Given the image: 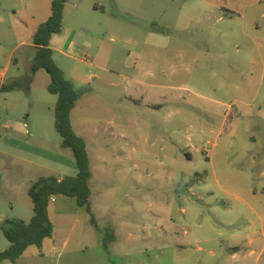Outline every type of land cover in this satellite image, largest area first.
<instances>
[{
  "label": "rangeland",
  "instance_id": "1",
  "mask_svg": "<svg viewBox=\"0 0 264 264\" xmlns=\"http://www.w3.org/2000/svg\"><path fill=\"white\" fill-rule=\"evenodd\" d=\"M67 3L56 39L64 43L73 33L75 41L90 46L91 62L128 77L131 85L136 55L153 54L158 82L171 89H156L151 99L134 90L121 94L141 100L137 110L152 124L143 132L149 139L136 145L133 159L118 151L124 144L118 139L88 141L94 169L91 214L69 199L59 211L66 221L55 220V250L15 264H229L234 252L242 258L251 250L255 257L261 254L253 264H264V0ZM23 8L22 0H0L5 20L0 25V124L31 114L30 125L53 147L62 143L50 110L57 95L47 89L51 78L45 70L34 79L27 69L36 51L32 33L22 26ZM149 40L166 48H152ZM53 59L69 79L77 67L103 74L71 55L55 53ZM13 84L18 90L8 94ZM94 90L118 104L103 82L96 81ZM75 117L76 122L86 119L84 113ZM103 118L100 113L94 121ZM0 163L5 164L1 158ZM7 187L0 179V189ZM4 193L0 253L10 246L2 226L15 218L29 222L34 215L23 187ZM13 195L18 199L10 212Z\"/></svg>",
  "mask_w": 264,
  "mask_h": 264
},
{
  "label": "crops",
  "instance_id": "2",
  "mask_svg": "<svg viewBox=\"0 0 264 264\" xmlns=\"http://www.w3.org/2000/svg\"><path fill=\"white\" fill-rule=\"evenodd\" d=\"M24 1L23 14L25 21L22 23V26L28 32L32 33V39L34 38L35 33L38 28L36 25H42L46 22L52 14V0H22ZM69 2V1H68ZM75 8H79L78 3L74 4ZM68 8V3L66 4L64 10V19ZM98 9V7H96ZM5 20L0 18V25H3ZM23 27H20L18 30H23ZM155 33H150L149 36L154 35ZM58 35V34H57ZM57 35H54L51 39L50 47L53 49V56L55 53H61L64 56H74L78 58L81 62H86L93 69L103 70V74L99 73H83V69L77 67L74 69L70 81H72L75 87L79 90H84V94L81 96L77 102L76 107L71 113V124L73 130L77 135L82 137L87 144V151L89 154L92 177L90 181L91 188V197H92V188L94 181V169L92 167L93 156L91 154V148L88 144V141L95 137L108 138L113 137L122 141L124 146L118 150L123 152L130 159H133L134 153L137 151V146L139 145L143 137L147 140L149 139L146 135L143 136V132H148L152 128V124L146 120L142 119L140 112L137 110L138 107H141V100L134 98H126L121 94H126L130 90H134L142 99L144 96H147L148 99L154 96V90L156 89H171L169 84H163L158 82L157 69L159 62L153 54L146 56L145 54H137L134 58V69L136 71L135 76L132 78L133 85L129 82L128 77H123L120 74H115L109 71L107 68L91 62L88 57H90V46L85 43H80L74 40V34L72 33L66 41L63 43L59 39H56ZM114 41V39H112ZM57 42L61 47H55L53 44ZM152 48H166V45L158 44V42L147 41L146 42ZM20 45H23L22 43ZM33 46V41L30 44ZM153 55V56H152ZM107 55L105 57V62H103L102 57H99L100 63H106L108 59ZM183 57L184 54H181ZM86 59V61H84ZM33 61V60H32ZM14 63V62H13ZM32 64V63H31ZM27 66V69L30 73V67ZM43 70V69H42ZM9 72V66L4 69V72L1 75L2 80L7 79V74ZM40 70L36 72L33 76L35 79L39 74ZM65 74V73H64ZM66 76V75H65ZM15 77H11L9 80L14 83ZM126 80L127 85L124 84ZM96 81L103 82L106 86L110 87L111 96L115 97V102H112L111 99H105L101 97L100 93L95 88ZM51 83V79L47 84V89ZM16 87V84H13L12 87ZM5 86L3 85V89ZM18 90V87L15 89L9 88L8 94H14ZM49 91V90H48ZM122 91V92H121ZM86 97V98H85ZM82 98L86 99V106L84 109H79L80 100ZM99 98V99H98ZM9 99H6L8 103ZM100 100L101 104L97 105L96 101ZM25 101H23L24 104ZM130 104V105H129ZM146 105L150 107V102H147ZM56 104L50 108L51 111H54L55 114ZM8 114L10 115V105L7 108ZM84 113L86 119L79 122L78 118L76 122L75 114ZM102 114L104 118L102 120L94 121V118L98 117V114ZM31 114H28L26 118H11L7 123L0 124V146H3L4 149H0V158L3 159L5 164L0 163V179L8 185L6 190L0 189V200L6 199V193L8 191L13 193L15 191L20 192L21 187L29 196V189L32 184L43 177H56L62 179L65 176L76 175L77 174V163L74 157V154L71 149L63 148L62 143L59 145L56 144L51 147L50 143L45 139L44 134L40 133L35 126L30 125ZM101 129V130H100ZM1 130L5 131L1 135ZM103 167L106 164V158H102ZM49 165L52 167L50 168ZM59 167L62 171L61 174L53 167ZM48 171L49 174L46 172ZM103 175H106V169L102 171ZM48 175V176H47ZM22 185V186H21ZM11 186L13 189H11ZM90 197V200H91ZM57 198H62V204H59ZM10 201V212H14L13 201L17 200V196L13 195L8 198ZM69 198L65 196H56L53 197L49 202V217L54 224V232L52 238H46L43 241L42 249L37 248L36 246L28 247L23 255L19 258H28L36 257L40 255H46L53 250H55V241H56V222L63 223L66 221V214L60 211V206L69 204ZM59 204V205H58ZM28 205V203H27ZM32 206V204H31ZM2 217L5 214H1ZM23 220L21 218H15ZM25 221V220H23ZM26 222V221H25ZM250 242L253 243L254 239L252 236L249 238ZM7 249V247L2 248V251ZM264 252V249L261 253ZM238 252H234L230 255L229 264H253V262L258 263L260 256H256L255 251L251 250L246 252L243 257ZM18 259V260H19ZM7 262V261H5ZM5 262L3 264H5ZM15 264V263H13Z\"/></svg>",
  "mask_w": 264,
  "mask_h": 264
},
{
  "label": "trees",
  "instance_id": "3",
  "mask_svg": "<svg viewBox=\"0 0 264 264\" xmlns=\"http://www.w3.org/2000/svg\"><path fill=\"white\" fill-rule=\"evenodd\" d=\"M68 1L52 0V14L38 28L33 38L36 54L29 70L34 75L43 69L51 78L48 90L57 95L55 128L62 138V147L71 149L74 154L77 174L65 176L62 179L43 177L32 184L29 197L34 215L29 222L13 219L7 221L9 226H2L10 246L0 253V264L5 261L16 263L28 247L36 246L42 249L43 241L46 238H52L54 224L49 217V202L53 197L65 196L75 200L79 207H85L91 214L92 171L87 144L76 134L71 124V113L85 91L77 89L74 83L66 78L64 71L55 63L53 49L50 47L52 37L62 32L64 10ZM15 88L17 86H11V89ZM92 222L94 223L93 218Z\"/></svg>",
  "mask_w": 264,
  "mask_h": 264
}]
</instances>
